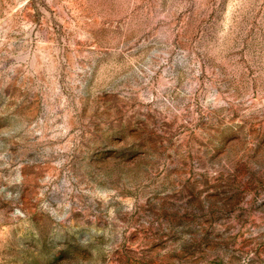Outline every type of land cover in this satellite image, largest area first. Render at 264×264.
Returning a JSON list of instances; mask_svg holds the SVG:
<instances>
[{"label":"rangeland","instance_id":"374dc122","mask_svg":"<svg viewBox=\"0 0 264 264\" xmlns=\"http://www.w3.org/2000/svg\"><path fill=\"white\" fill-rule=\"evenodd\" d=\"M0 264H264V0H0Z\"/></svg>","mask_w":264,"mask_h":264}]
</instances>
